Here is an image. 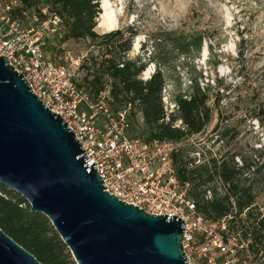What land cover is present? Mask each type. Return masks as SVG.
Returning <instances> with one entry per match:
<instances>
[{
  "label": "rangeland",
  "instance_id": "374dc122",
  "mask_svg": "<svg viewBox=\"0 0 264 264\" xmlns=\"http://www.w3.org/2000/svg\"><path fill=\"white\" fill-rule=\"evenodd\" d=\"M17 4L27 27L36 24L34 15L38 8L46 7L43 3L31 7L19 1ZM99 8L98 18L105 11L116 20L117 26L111 31L121 30L127 37L135 32L130 36L132 47L127 56L148 62L145 70L149 75L146 77L143 71L142 79H149L159 69L164 72L163 101L168 112L175 110L173 94L179 89L187 90L195 79L202 87L211 88L214 107L211 123L204 131L174 142V152L179 151L184 159L199 163L211 154L220 157L242 153L250 158L255 149L264 147V0H99ZM96 31L100 34L111 32L99 23ZM58 32L62 33L61 27ZM160 34H163V42L155 53L153 40ZM199 35H202V44L194 55H185L173 42L175 38L183 42L185 38ZM61 37L55 33L49 38L45 45L46 55L66 66L82 84L88 75L91 58L99 62L108 55L117 39H69L61 44ZM152 52L160 63L166 61V66L149 61ZM104 93L108 95L106 103L116 109L110 103V88ZM219 113L224 119L221 123ZM130 117L131 134L145 139L143 116L138 107L132 108ZM223 128L226 129L222 133ZM235 160L242 164L240 156H235ZM250 161L252 163V159ZM257 183L259 188L253 189L256 203L252 211L264 217V175L258 177ZM244 218L245 213L232 223L235 229L245 223ZM234 232L245 241L236 264H264V236L255 245L256 252L248 247L253 241L250 234L249 239H244L240 230ZM196 242L202 244L205 236L196 234ZM215 258L217 261L229 259L218 251ZM194 263L204 262L196 258Z\"/></svg>",
  "mask_w": 264,
  "mask_h": 264
},
{
  "label": "water",
  "instance_id": "95a60500",
  "mask_svg": "<svg viewBox=\"0 0 264 264\" xmlns=\"http://www.w3.org/2000/svg\"><path fill=\"white\" fill-rule=\"evenodd\" d=\"M27 81L0 56V183L49 219L77 264H189L184 219L106 190L74 131ZM0 264L43 263L0 228Z\"/></svg>",
  "mask_w": 264,
  "mask_h": 264
},
{
  "label": "trees",
  "instance_id": "16d2710c",
  "mask_svg": "<svg viewBox=\"0 0 264 264\" xmlns=\"http://www.w3.org/2000/svg\"><path fill=\"white\" fill-rule=\"evenodd\" d=\"M27 6L43 3L51 13H56L62 20L60 43L69 39L90 38L106 39L116 43L97 62L92 57L88 75L83 87L92 98L110 88V103L116 109L132 102L143 116L145 140L178 142L188 136L200 133L211 123L214 107L211 104V88L202 87L195 79L187 90L179 89L173 94L175 110L168 112L163 101V89L166 85L164 72L159 69L149 79H142L141 74L148 62L130 59L127 54L132 47L130 32L127 37L121 30L100 34L96 31L100 12L99 0H22ZM41 7L38 8V11ZM163 34L155 36L154 51L163 42ZM202 35L190 36L183 42L173 39L174 44L185 55H194L200 51ZM156 53V51H155ZM149 61L159 62L153 52ZM166 66V61L160 63ZM96 99V98H95ZM134 106V107H135ZM219 113V123L223 122ZM132 123V120H131ZM219 126V125H218ZM226 128L222 129V133ZM180 156V157H179ZM235 156H240L239 165ZM252 156H255L256 161ZM250 158L240 154L205 156L203 162L186 160L179 151L173 152L176 173L180 181L191 184L190 197L195 201L200 214L212 220L231 217L230 225L235 231H241L244 239L253 241L248 247L258 250L255 245L263 239L264 217L253 214L258 189L257 179L264 175V147L255 149ZM252 159V163L251 160ZM262 164H259V162ZM209 192V193H208ZM245 213V223L236 228L232 224ZM241 221L243 218H240ZM0 228L16 242L31 252L43 264H76L67 245L50 223L49 219L30 210V205L19 194L0 183Z\"/></svg>",
  "mask_w": 264,
  "mask_h": 264
},
{
  "label": "built area",
  "instance_id": "2783aa9c",
  "mask_svg": "<svg viewBox=\"0 0 264 264\" xmlns=\"http://www.w3.org/2000/svg\"><path fill=\"white\" fill-rule=\"evenodd\" d=\"M0 0V56L8 57L48 108L61 114L87 154L96 163L106 190L150 214H172L184 219L183 247L189 264H236L245 241L235 235L229 218L212 220L200 214L190 197L191 184L179 180L173 160L174 142L145 140L131 134L132 102L112 109L106 93L96 99L77 85L68 68L48 58L45 45L63 20L49 7L34 15L27 27L17 2ZM205 236L197 245L196 234ZM229 257L217 261L215 252Z\"/></svg>",
  "mask_w": 264,
  "mask_h": 264
},
{
  "label": "bare ground",
  "instance_id": "6f19581e",
  "mask_svg": "<svg viewBox=\"0 0 264 264\" xmlns=\"http://www.w3.org/2000/svg\"><path fill=\"white\" fill-rule=\"evenodd\" d=\"M98 23L101 27H103L107 31H111L117 26V22L114 19V17H112L105 11L100 13V17L98 18ZM144 74L146 77H148L149 71L144 70Z\"/></svg>",
  "mask_w": 264,
  "mask_h": 264
}]
</instances>
